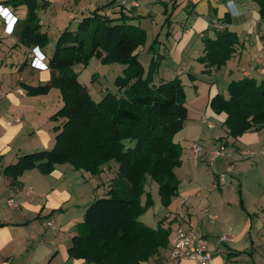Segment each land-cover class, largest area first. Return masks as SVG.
Instances as JSON below:
<instances>
[{
    "label": "crops",
    "instance_id": "1",
    "mask_svg": "<svg viewBox=\"0 0 264 264\" xmlns=\"http://www.w3.org/2000/svg\"><path fill=\"white\" fill-rule=\"evenodd\" d=\"M39 4L40 30L48 36L44 46L19 40L26 5L0 0V6L11 13L0 16V264H90L69 257L68 248L86 207L109 189L104 178L108 171L92 175L69 163L55 164L47 172L36 166L18 174L3 171L20 155L54 145L56 127L63 121L51 119L63 105L59 89L29 95L23 84L34 87L50 80L47 63L58 36L67 27L74 30L97 8L116 21L123 15L127 22L142 27L146 40L137 52L144 68L160 55L154 82L177 76L185 91L187 118L173 137L182 148L181 163L174 169L178 193L163 207L158 185L148 177L145 189L153 204L139 216L147 226L168 228V245L142 264H162L179 227H195L205 236L214 264H264V128L229 136L224 126L226 113H216L209 105L215 94L227 96L225 87L232 80L264 75V19L258 1L40 0ZM164 5L171 13L169 25L164 23ZM215 24H225L223 29L236 35L231 57L218 68L198 60L204 54V39H214L217 30H223ZM156 36L158 42L152 46ZM99 62L92 57L86 67H76L79 82L83 84L79 78L84 71L87 83L83 85L96 101L107 91L117 90L115 85L103 86L114 81L103 71L90 76L87 68H99ZM101 67L116 70V76L124 68L119 63ZM195 144L201 148L196 154ZM222 145L224 153L214 156ZM95 181L101 187L93 191ZM11 195L15 208L7 205ZM143 198L144 194L142 204ZM179 264L194 263L183 260Z\"/></svg>",
    "mask_w": 264,
    "mask_h": 264
},
{
    "label": "trees",
    "instance_id": "2",
    "mask_svg": "<svg viewBox=\"0 0 264 264\" xmlns=\"http://www.w3.org/2000/svg\"><path fill=\"white\" fill-rule=\"evenodd\" d=\"M10 1L27 7L20 42L46 45L48 36L41 32L36 14L38 0ZM257 1L264 19V0ZM98 10L83 17L74 30L67 27L58 36L48 58L51 78L47 83L23 84L29 95L59 89L63 105L51 119L63 121L56 127L54 145L20 155L3 173L18 174L33 166L47 172L62 163L92 175L114 172L105 195L95 197L86 207L68 254L90 264H142L168 245V228L161 224L152 228L139 220L153 203L150 193L143 204L141 196L148 177L158 185L163 207L178 193L174 169L181 163L182 148L173 137L187 118L185 91L177 76L154 82L160 55L144 68L137 52L146 40L142 27L127 22L123 15L116 21ZM164 13V23L169 25L171 13L166 5ZM157 42L156 36L152 46ZM235 42L232 31L217 30L214 39H204V54L198 60L218 68L231 56ZM92 57L102 64L124 66L114 79L117 90L107 91L98 101L79 82L76 70L86 67ZM209 105L216 113H226L224 126L229 136L264 128V75L232 80L227 96L217 93Z\"/></svg>",
    "mask_w": 264,
    "mask_h": 264
},
{
    "label": "built area",
    "instance_id": "3",
    "mask_svg": "<svg viewBox=\"0 0 264 264\" xmlns=\"http://www.w3.org/2000/svg\"><path fill=\"white\" fill-rule=\"evenodd\" d=\"M96 1H103V0H96ZM119 3H124V0H117ZM9 14V15H8ZM11 13L8 12L6 7L0 6V16L6 18ZM14 16L11 17L12 21L10 25L13 24ZM10 19V20H11ZM226 25L225 24H215L217 29H223ZM194 154L200 151V146L195 144L194 145ZM225 148L220 146V148L214 152V156L219 154H223ZM231 168L229 167L227 171H230ZM224 176H220V180L223 181ZM19 188L15 187V191H18ZM30 190V187L27 189ZM7 205L9 207L15 208L17 207V203L13 195H11L7 199ZM209 218L214 219L215 216L210 215ZM48 224H51L48 222ZM207 247V239L205 236L195 227H190L187 229L184 228H177L172 236H171V249L168 258L163 261L162 264H179L180 261L183 260H191L194 264H214L212 253L206 248Z\"/></svg>",
    "mask_w": 264,
    "mask_h": 264
},
{
    "label": "rangeland",
    "instance_id": "4",
    "mask_svg": "<svg viewBox=\"0 0 264 264\" xmlns=\"http://www.w3.org/2000/svg\"><path fill=\"white\" fill-rule=\"evenodd\" d=\"M39 1L40 0H38L37 1V3H39ZM40 6V5H39ZM231 57V56H230ZM229 57V58H230ZM227 61H228V59H227ZM99 65H100V67L98 68L97 66L95 67V66H89L87 69L89 70V72H90V76H91V74H93L94 72H101V71H103L105 74H106V76H107V78L108 77H111V80H114V77H116V70L115 71H112V70H109V71H107V69H102V67L101 66H104V64H102V63H100L99 62ZM108 72V73H107ZM114 72V73H113ZM82 82H83V84H86L87 82H86V80H84V71L80 74V78H79ZM114 83V81H111V83L110 82H106V83H102L103 84V86L105 85L106 87H108L109 85H114L113 84ZM228 86V85H227ZM225 88H227V87H225ZM212 120H215V119H212ZM216 122H218L217 120H215ZM215 128H218V125L217 124H215ZM108 170H110V169H108ZM106 174V173H105ZM114 176V172L112 173V172H108V174H107V176L105 175V179H107L105 182V184H106V187H110V181H111V178ZM97 181H95V182H93V187H92V190L94 191L95 189H97V185H99V184H97L96 183ZM100 183V182H99ZM99 187H101V185H99ZM145 189V188H144ZM144 198H143V203H145V201H146V193H148L149 192V189H145L144 190ZM153 204V203H152ZM150 207V206H149ZM148 209V208H147ZM210 220H214V219H211V218H209Z\"/></svg>",
    "mask_w": 264,
    "mask_h": 264
}]
</instances>
